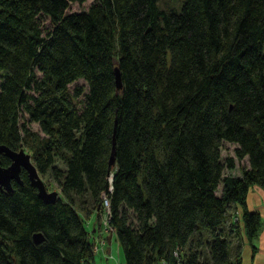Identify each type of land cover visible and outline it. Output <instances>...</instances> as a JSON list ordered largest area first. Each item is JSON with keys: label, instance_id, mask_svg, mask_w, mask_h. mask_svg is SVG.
<instances>
[{"label": "trees", "instance_id": "1", "mask_svg": "<svg viewBox=\"0 0 264 264\" xmlns=\"http://www.w3.org/2000/svg\"><path fill=\"white\" fill-rule=\"evenodd\" d=\"M84 1L0 0V144L22 143L60 191L44 203L23 169L0 190V264H93L85 223L103 195L124 264H239L242 233L255 249L262 227L246 195L264 189V0L67 11Z\"/></svg>", "mask_w": 264, "mask_h": 264}, {"label": "rangeland", "instance_id": "2", "mask_svg": "<svg viewBox=\"0 0 264 264\" xmlns=\"http://www.w3.org/2000/svg\"><path fill=\"white\" fill-rule=\"evenodd\" d=\"M158 1V5L166 10H170V9H174L176 11H179L181 3L183 2V0H157ZM91 2H93V0H86L82 3H77V2H71L68 6L67 11H79V10H84L86 9ZM43 22V26L46 28H48L50 26L49 21L45 18L42 19ZM76 86H82L84 90H86V83L83 79H78L76 81H74L73 83L69 84V90L72 93L74 91V88ZM22 120L26 121V126L31 129L32 131L37 132L39 135H42L39 130H38V126L37 124L33 123V122H28L27 118H26V114H22V116L20 117V122ZM236 146V144L231 143V142H226L223 141L221 144V150H220V157L222 160H224L225 157L232 155L233 156V149ZM22 148L23 151L25 153L30 154V150L28 148H26L22 143L19 144V146L17 147V149ZM238 169L241 168L243 165H245V160H236ZM55 164L61 168L64 167V164L62 163V161L59 158L55 159ZM237 170V169H236ZM235 170V171H236ZM224 175L227 173H230V171H228L226 168H224L223 170ZM41 180L43 181L45 188L48 191H53L56 190L58 192V195H60V191L59 189L56 187L55 183L53 182V180L51 179L49 173L45 174V175H39ZM94 222H95V218H94ZM102 225V223H101ZM85 227L87 230H90V224L85 223ZM101 229V226H100ZM102 231V230H101ZM95 235H97V233H95ZM102 236H106L105 233H101ZM97 246L101 247V249H104V251L107 250L108 247H110L111 249V253L107 254L106 253V258H108L109 261H111V264H124L123 261V254H122V249L120 246L119 241L117 240L116 236L113 235L111 238V242L110 244H108L107 242L103 245L100 244L98 241H96ZM101 245V246H100ZM204 248H201V250H203ZM206 252L203 251L202 255L203 257H205ZM97 256V257H96ZM96 257V261L97 263L99 262V254L96 253L95 255ZM102 259V258H101ZM156 264H161L160 261H158Z\"/></svg>", "mask_w": 264, "mask_h": 264}, {"label": "crops", "instance_id": "3", "mask_svg": "<svg viewBox=\"0 0 264 264\" xmlns=\"http://www.w3.org/2000/svg\"><path fill=\"white\" fill-rule=\"evenodd\" d=\"M245 165L247 166V158H244ZM236 166L234 169L230 171L231 175L234 176H240V168L238 169L237 163H235ZM237 169V170H236ZM236 170V171H235ZM246 205L249 210L257 211L260 214L261 220H262V227L258 233V236L254 240V246L255 249H252L251 245L248 243L247 238L244 233H242V243L240 248V261L239 264H264V189H262L258 185H253L249 188L248 193L246 195ZM102 214L98 215L95 212H92L87 218L86 223L90 224V239L93 242V244H96V241H98V238L100 236V220H101ZM95 218V222H94ZM97 233V235H95ZM106 237L107 235H110V242L113 235H115L113 232L108 231L105 233ZM107 242V239H106ZM235 242V241H233ZM108 243V242H107ZM110 244V243H108ZM97 246V244H96ZM101 246V245H100ZM96 253L99 254V262L96 261ZM106 253H111L110 247L107 248L106 251L104 249H101V247L97 246V249L94 250L93 254V264H111V261L106 258ZM102 258V259H101Z\"/></svg>", "mask_w": 264, "mask_h": 264}, {"label": "water", "instance_id": "4", "mask_svg": "<svg viewBox=\"0 0 264 264\" xmlns=\"http://www.w3.org/2000/svg\"><path fill=\"white\" fill-rule=\"evenodd\" d=\"M113 63H116V61H113ZM113 76L115 93L118 94L119 92H121L122 82L120 71L117 66H114L113 68ZM0 154L5 155L11 161L10 164L6 167L0 166V190L11 192L12 179L16 180L18 184H22L21 180L19 179V172L21 169H24L26 171L30 185L36 189L37 196L44 203H52L58 198V192L56 190L48 191L45 188V185L41 180L38 171L30 158V155L28 153H25L22 148L14 150L5 145L0 144ZM113 159L114 149L112 147L109 157V164L113 162ZM32 238L35 243L43 241V236L40 233H34ZM106 239L107 242L110 243V235H107Z\"/></svg>", "mask_w": 264, "mask_h": 264}, {"label": "built area", "instance_id": "5", "mask_svg": "<svg viewBox=\"0 0 264 264\" xmlns=\"http://www.w3.org/2000/svg\"><path fill=\"white\" fill-rule=\"evenodd\" d=\"M102 203L103 205L105 206L106 210L105 212L102 214V217H101V220H100V226H101V229H100V236L98 238V242L100 244H105L106 243V239L104 236L101 235V233H107L108 231H110V227L108 225V220H109V210H108V199L105 195L102 196ZM102 223V225H101ZM102 230V231H101ZM97 249V246L96 244L94 243L93 244V251ZM176 254V253H174Z\"/></svg>", "mask_w": 264, "mask_h": 264}, {"label": "flooded vegetation", "instance_id": "6", "mask_svg": "<svg viewBox=\"0 0 264 264\" xmlns=\"http://www.w3.org/2000/svg\"><path fill=\"white\" fill-rule=\"evenodd\" d=\"M1 155H3V154H0V156H1ZM3 156H5V155H3ZM5 157H6V156H5ZM7 158H8V157H7ZM8 160H9V163H8V165H9L11 161H10L9 158H8ZM8 165H6V166H8ZM0 166H1V165H0ZM6 166H4V167H6ZM1 167H2V166H1ZM23 170H24V169H23ZM21 171H22V169H21L20 172H19V179H20ZM20 180H21V179H20ZM16 183L18 184V182H17L16 180H14V179L11 180V186H13V184H16Z\"/></svg>", "mask_w": 264, "mask_h": 264}]
</instances>
